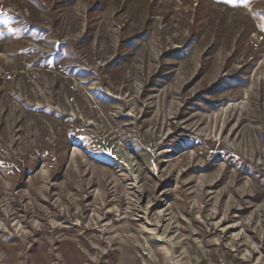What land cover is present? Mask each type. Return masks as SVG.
<instances>
[{
    "label": "rangeland",
    "instance_id": "rangeland-1",
    "mask_svg": "<svg viewBox=\"0 0 264 264\" xmlns=\"http://www.w3.org/2000/svg\"><path fill=\"white\" fill-rule=\"evenodd\" d=\"M75 251L264 264V0H0V264Z\"/></svg>",
    "mask_w": 264,
    "mask_h": 264
},
{
    "label": "bare ground",
    "instance_id": "bare-ground-1",
    "mask_svg": "<svg viewBox=\"0 0 264 264\" xmlns=\"http://www.w3.org/2000/svg\"><path fill=\"white\" fill-rule=\"evenodd\" d=\"M83 240V239H82ZM65 242H66V240H65ZM77 242L78 241H73V240H70L69 242H66V243H68L70 246H73L74 248H76L77 249V246L76 245H78L77 244ZM67 244V245H68ZM45 245V244H44ZM85 245V244H84ZM79 246V245H78ZM45 247V246H44ZM81 248V247H80ZM88 248V250H90V248L91 247H87ZM75 257H74V260H73V264H87L88 263V261H87V256L85 255V254H80V251H75ZM142 254V253H141ZM25 257V256H24ZM84 259H86L85 261H84Z\"/></svg>",
    "mask_w": 264,
    "mask_h": 264
}]
</instances>
